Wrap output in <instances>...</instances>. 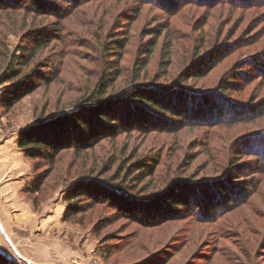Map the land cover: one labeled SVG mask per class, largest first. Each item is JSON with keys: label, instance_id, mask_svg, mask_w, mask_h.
<instances>
[{"label": "rangeland", "instance_id": "374dc122", "mask_svg": "<svg viewBox=\"0 0 264 264\" xmlns=\"http://www.w3.org/2000/svg\"><path fill=\"white\" fill-rule=\"evenodd\" d=\"M49 1L62 16L36 13L26 0L23 6L0 9V80L21 67L10 62L19 59L24 46L35 45L31 39L36 31L50 32L52 38L45 44L49 47L23 68L22 76L0 84V148L9 139L6 154L13 148L11 139L17 136L18 142L20 131L72 111L102 79H111L107 95L125 97L134 85L184 87L196 99L214 97L225 87L221 100H213L228 109L207 122L192 118L205 123L197 128L125 132L80 154L63 151L37 193L30 188L49 164L30 160L19 150V161L6 160L0 169L8 168L5 175L11 168L20 169V176L0 181V189L11 185L0 192V208L14 225L10 232L0 227L2 260L264 264V169L259 171L264 168V4L253 3L258 0L188 4L173 14L141 0H79L75 5ZM168 37L171 50L162 63ZM215 57L222 59L211 68ZM49 71L53 79L43 82ZM25 76L32 77L37 88L4 109L2 100ZM232 113L242 118L233 119ZM150 163L152 168L145 166ZM89 175L119 177L115 182L138 196L168 192L175 182L190 179L228 181L230 190L233 186L239 190L235 197L242 194L228 211H221L228 205L219 203L218 211L204 222L199 212L188 215L181 210L183 215L176 220L145 226L110 205L74 197ZM74 202L82 212L64 220L73 213Z\"/></svg>", "mask_w": 264, "mask_h": 264}, {"label": "trees", "instance_id": "16d2710c", "mask_svg": "<svg viewBox=\"0 0 264 264\" xmlns=\"http://www.w3.org/2000/svg\"><path fill=\"white\" fill-rule=\"evenodd\" d=\"M0 0V9L23 6L24 0ZM30 4L32 2V10L39 14L48 15L58 18L63 14L57 13L56 7L49 0H26ZM79 0H62L68 5H75ZM146 5H155L169 13H179L183 5H203L216 3L220 5L227 1L225 0H141ZM251 3V2H250ZM264 4V0L253 2ZM182 9V8H181ZM36 31V40L34 46H24L21 49L19 59L10 62L11 65H20L17 70L12 69L5 74V79L0 80V84L12 82L16 78L22 76L23 68L28 67L31 61L36 57L37 53L43 49H47L48 41L52 40L48 36L50 32L39 34ZM169 34V33H168ZM48 36V38H47ZM169 36V35H168ZM53 37V36H52ZM55 38L57 36L55 35ZM163 48V56L161 62H165L167 57L165 53L171 50V40L167 38ZM216 56V55H215ZM166 58V59H165ZM214 58V57H213ZM21 59V60H20ZM23 59V60H22ZM222 59V58H220ZM220 59L215 57L212 60V66L217 64ZM211 62V61H209ZM11 69V66H9ZM15 68V67H14ZM22 68V69H21ZM208 70V69H207ZM51 71L44 78L43 82H48L53 79L50 77ZM114 75V74H113ZM27 76V75H26ZM19 82V87L7 94V97L2 100V107L9 109L12 104L17 103L22 97L32 93L38 85H35L32 77H26ZM36 77V76H35ZM37 77H40L37 75ZM110 80L100 81L96 90L87 98L79 101L76 107L59 117L52 118L49 121L45 119L39 121L37 125H33L24 129L18 134L17 146L24 156L34 161H47L49 169L39 176L34 187L30 189L34 192H39L43 181L49 176L53 170L59 154L63 151H73L75 154L91 150L98 144L106 140H112L116 136L125 132H134L136 134H150L152 132H175L176 130L185 128L186 126H202L204 122H200L204 118L207 122L211 118H218L225 109L227 113L228 107H221L219 102L213 100L217 98L219 101L221 91L226 88L222 87L217 90L218 95L203 96L202 98L193 97L188 94V90L184 87H164L156 85H134L128 92L129 95L116 94L107 95L106 89L111 85ZM110 82V83H109ZM228 84V83H226ZM16 84L13 83V87ZM197 95L201 93L196 92ZM257 110L253 114L260 113ZM197 111V112H195ZM234 112V111H233ZM232 118H242L238 114H231ZM192 118L198 119L193 122ZM238 122V121H237ZM241 122V121H240ZM259 158V155H256ZM157 161H155V164ZM151 165H145L150 166ZM137 168V165H133ZM263 167L259 171H263ZM261 173V172H259ZM119 177L110 179H99L93 175L86 176L87 180L83 185L76 187L74 197L84 196L86 199L99 204L110 205L116 212L145 226H153L156 222L167 220H176L180 218L181 210L188 215H196L199 212L200 222L204 217H212L218 211L219 203L228 205L227 208L222 207L221 211L236 206L237 198L235 192L238 189L230 190L232 183L228 181L218 180L215 183L213 180H183L177 181L173 186H170L168 192H162L154 195H134L128 191L127 187L122 186L121 182L116 183ZM123 183V181H122ZM243 196L242 198H244ZM73 198V197H72ZM245 201V200H244ZM239 202H237L238 204ZM71 204L73 213L66 214L64 220H69L81 213V205ZM230 207V208H229ZM193 212V213H192ZM199 218V217H198ZM0 264H17L2 260L0 256Z\"/></svg>", "mask_w": 264, "mask_h": 264}, {"label": "crops", "instance_id": "0c3cea01", "mask_svg": "<svg viewBox=\"0 0 264 264\" xmlns=\"http://www.w3.org/2000/svg\"><path fill=\"white\" fill-rule=\"evenodd\" d=\"M11 139V138H10ZM10 140L9 139H6V140H4L3 142H2V144H5V143H7V145L9 144L8 142H9ZM11 144L13 145V148H11V151L13 152V153H11V151H7L8 152V154H6V150L8 149L7 147H5V146H7V145H2L3 147L2 148H0V169H1V167H3V164H4V162H6V160L8 161V162H13V160H17V161H19V158H20V155L19 154H21L20 153V151H19V149L17 148V136L16 137H14V138H12L11 139ZM15 153V154H14ZM17 153V154H16ZM14 154V155H13ZM1 161L3 162V163H1ZM15 164H17V163H15ZM14 168V167H13ZM8 170V168L6 167L4 170H0V181L1 182H3L2 180H7L6 178L9 176V175H11V177H17V176H20V174L18 173V172H20V169H9L10 170V174H8V175H5L4 173H6V171ZM17 171V172H16ZM15 172H16V174H15ZM0 182V183H1ZM4 187V186H3ZM0 188H2V187H0ZM5 188H7V189H10L11 188V185L10 186H7V187H5ZM5 188L4 189H0V192L2 193V192H4L5 191ZM1 210H0V219H1V225H0V227H1V229H3V231H4V229L6 230V231H12L13 230V228H14V225L12 224V223H10V221H9V219L7 218V217H5V215H6V212H5V210H2V208H0ZM43 227H45V225L43 226ZM6 234V233H5Z\"/></svg>", "mask_w": 264, "mask_h": 264}]
</instances>
